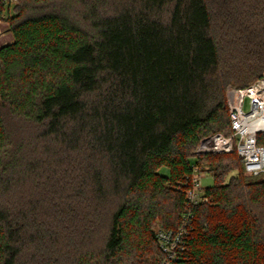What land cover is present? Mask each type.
<instances>
[{"label": "trees", "instance_id": "1", "mask_svg": "<svg viewBox=\"0 0 264 264\" xmlns=\"http://www.w3.org/2000/svg\"><path fill=\"white\" fill-rule=\"evenodd\" d=\"M4 13L0 264H159V228L185 229L180 264H264V178L235 151L195 154L231 133L226 88L264 77V0ZM194 168L213 177L208 202L186 198Z\"/></svg>", "mask_w": 264, "mask_h": 264}, {"label": "built area", "instance_id": "2", "mask_svg": "<svg viewBox=\"0 0 264 264\" xmlns=\"http://www.w3.org/2000/svg\"><path fill=\"white\" fill-rule=\"evenodd\" d=\"M3 6L13 12L16 0H0ZM14 4V5H13ZM0 17V22L3 17ZM226 105L231 133H213L203 137L195 149V154L228 153L235 151L244 171L252 176L264 178V145L257 143L258 134H264V77H261L243 88L227 87ZM247 103V108H245ZM203 173L197 168L190 177L186 198L191 204L208 202L200 183ZM184 228L177 231L157 229L156 240L162 258L159 264H180L185 243L182 237Z\"/></svg>", "mask_w": 264, "mask_h": 264}, {"label": "rangeland", "instance_id": "3", "mask_svg": "<svg viewBox=\"0 0 264 264\" xmlns=\"http://www.w3.org/2000/svg\"><path fill=\"white\" fill-rule=\"evenodd\" d=\"M14 5V4H13ZM10 12H12V10H10ZM12 40V35L8 29V23L6 21H1L0 22V45L2 44H6L8 42H10ZM247 103H245V108H247ZM159 172L162 174H166L168 173V168L165 166H162L161 168H159ZM202 175L200 177V183L202 185V187H207V186H211L214 183L213 177L202 171ZM158 246V244H157ZM159 248V246H158ZM162 255V253H161Z\"/></svg>", "mask_w": 264, "mask_h": 264}]
</instances>
